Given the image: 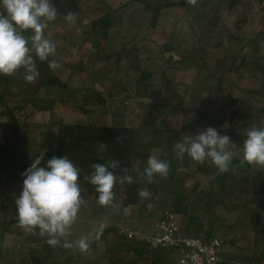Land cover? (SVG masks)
Instances as JSON below:
<instances>
[{"label": "rangeland", "instance_id": "1", "mask_svg": "<svg viewBox=\"0 0 264 264\" xmlns=\"http://www.w3.org/2000/svg\"><path fill=\"white\" fill-rule=\"evenodd\" d=\"M76 1L80 11L75 14L74 23H68L65 17L57 18L45 29V36L57 49L56 57L49 59H59L61 65L54 73L70 88L61 95L58 89H42L38 93L45 101L62 97L68 100L67 104L58 105L53 112L31 114V108L23 112L29 115V121L22 128L25 146L21 144V151L30 159L37 154L54 153L61 123L136 128L141 131L143 143L152 146L146 156L144 153L133 162L132 180L149 185L147 191L151 197L147 201L153 204L147 211L130 206L125 213L120 203L107 207L86 202L67 239L71 242L84 238L91 244L99 238L101 230L113 225L145 230L149 224L163 220L165 213L171 211L177 194L184 196L180 208L188 209L191 201L204 207L210 191L220 190L219 173L201 172V169L212 170L214 165L210 161L199 163L184 155L175 163L177 142L170 141L169 145L171 137L180 141L185 136L194 138L208 127L216 129L220 135H239L240 142L232 141L229 149L233 154L232 164L237 160L247 163L243 162L241 151L246 132L253 126L264 127V0H187L184 7L165 9L159 16L139 3L130 5L134 0ZM158 1L159 5H165L182 0ZM213 14L217 19H204ZM105 15L111 16L113 28L103 52L98 37H93L91 32L97 19ZM148 73L151 77L142 82V74ZM6 77L20 80L18 73ZM95 87L102 91L104 105L91 103L94 97L91 90ZM5 121L6 118L0 116V122ZM152 132H158L155 144L147 134ZM140 153L143 150L137 155L141 156ZM9 156L0 158V203L10 207L9 218H16L15 199L23 185L9 182L5 166ZM149 156L166 161L169 169L172 162L176 164L172 168L174 182L169 184L168 173L156 175L152 183L147 182L142 173ZM262 168L253 165L250 174L227 177L228 196L220 204H227L226 210L230 209L228 205L236 207L233 210L236 222L249 218L254 221L253 212L260 206L261 199L262 203L264 201L249 195L253 191L251 186L247 194L244 193L246 180L241 181L243 177L251 181ZM230 170L236 172L235 166ZM214 210L216 212L217 206ZM203 211V222L215 221L216 213L209 217L204 208ZM197 213L202 216L200 209ZM2 222L0 208V227ZM11 230L0 240V264H32L31 252L43 247L38 230L27 231L18 225ZM120 243L121 240L113 236L102 252L88 255L84 261L103 264L101 258L105 257V263L110 264L116 257L122 260L121 264H145L138 259L140 250L120 257ZM51 257L48 264L67 261L63 257Z\"/></svg>", "mask_w": 264, "mask_h": 264}, {"label": "trees", "instance_id": "2", "mask_svg": "<svg viewBox=\"0 0 264 264\" xmlns=\"http://www.w3.org/2000/svg\"><path fill=\"white\" fill-rule=\"evenodd\" d=\"M52 3L57 9V18L59 19L65 17L69 11L73 12L74 14H77L80 11L76 0H52ZM136 3L143 5L146 10H153L155 16H159L165 9L184 7L187 3V0H182L179 3L166 2L165 5H159L158 0H134L129 4L132 5ZM129 4L127 6H130ZM196 17L197 12L193 14L195 23ZM210 18L214 20L217 19V16L216 14H213L204 19L209 21ZM112 28L113 23L110 15H105L104 17L97 19L93 25L91 34L93 37H98L99 45L103 52L106 51V41ZM212 34L214 33L212 32ZM36 65L40 75L34 83H26L23 80L22 73H18L20 80L11 79L6 76H0V116L6 118L5 122H0V158L10 155L5 165L9 173V182L15 185H23L24 173L26 169L30 167L32 160L36 159L40 155H44L45 160L51 159L53 157L60 158L66 156L74 163L77 168L81 170V179L79 183L82 199L84 201L82 206L89 201L98 204V193H96L95 188L88 182L87 179V177L93 171L92 165L95 163L107 164L109 161H119V167L114 170L115 174L118 176L127 174L132 177L133 162L144 156V153L146 156V152L152 146L143 143L140 138L141 131L136 128L97 126L93 123L87 125L61 123L59 125L58 140L55 152L37 154L33 159H30L25 151H21V144L23 147L25 146V140L22 139V128L27 125V122L29 121V115L27 113L24 114L23 112H25L26 109L31 108V114L41 112L47 113L55 111V109L60 104L66 106L67 103L63 100L64 98L62 99V97L61 99L57 98L54 100L45 101L44 99L38 97V93L42 89H58L59 94L61 95L68 89V85L63 83L55 75L54 71L49 69L47 62H40L37 60ZM238 70L239 69L237 68L235 72ZM150 77L151 73L142 74L140 80L142 82H146ZM96 99V97L93 98L91 103L95 105L105 104L104 101H98V104ZM83 112L87 113V111ZM22 115H25L24 119L21 118ZM147 134L151 135L152 144H155L156 140L159 139V137H157L158 132ZM230 138L232 141H236L238 143L240 142L239 135H233L230 136ZM168 140L169 145L172 144V141L175 143L180 141L176 137H171ZM98 144H103L105 146V150L103 152L99 151ZM141 150H143V153H140L141 156L137 155V152ZM163 155L165 156L166 152H163L162 156ZM180 159L181 158L177 155L175 163ZM2 162L3 161H1V164H3ZM175 163L172 162L171 169L168 171V176L171 179L168 181L169 184L174 182L172 168L174 165H176ZM232 166H235L236 172L230 170ZM252 167L253 165L242 163L241 161L237 160L230 166L229 170L224 173H220L215 166L212 168V170L201 169V172L206 175H217L219 173L217 182L220 184V190L214 193L210 191L204 202L206 216L210 217L212 213L214 215V208L221 202H224V197L228 196V193L226 192V181L228 175H233V177H235L239 173L244 174L247 172L246 174H250ZM123 170H126V173ZM1 176L2 174L0 172V181L2 180ZM242 180H246V187L243 186L242 188L244 193L247 194V189L249 186H251L253 191L252 193H249V195H262L264 189V167L251 181H249L248 177H243L241 181ZM148 187L149 185L146 183H139L133 180L131 184L126 183L123 186L116 185L114 188V203L113 205L107 207H113L120 203L122 212H125L124 209H127L130 206L140 207L147 211L149 209L148 205L153 204V201H147L148 199L141 200L138 196V192L142 189L148 190ZM229 195L231 196L232 193L229 192ZM183 198L184 196L182 194L176 195V199L173 204V210L175 213L179 212V204L183 202ZM152 199L155 200L154 198ZM188 206H190V204ZM0 208L3 211V222L1 226L2 229L0 231L1 240L5 234L12 232V226L18 225V217L16 214V218H9L10 207L5 203H0ZM191 213L188 212L186 214L188 217L186 237H204L207 239L214 238L211 235V229L207 231L204 230V226L201 223L199 217ZM261 217L262 214L259 210H257L255 213V219L258 226H261ZM122 229V226L113 225L108 229L101 230L99 238L93 243L89 244V249L87 252H81L77 248L64 249L62 246L52 247L46 243V238L42 237V241L39 242L43 244V247L41 249H34L31 252V255L33 256L32 264H48L52 258L51 255H54L57 258H66L67 261L64 262V264H86L84 258L88 255L97 253L99 250L102 252V250L106 247V244L113 236L121 240L118 249L120 257H124L123 255L126 252L138 251V247L134 246V244L127 243L125 239L121 237L120 232ZM110 261V264L123 263L122 260L116 259V257H113V259Z\"/></svg>", "mask_w": 264, "mask_h": 264}, {"label": "clouds", "instance_id": "3", "mask_svg": "<svg viewBox=\"0 0 264 264\" xmlns=\"http://www.w3.org/2000/svg\"><path fill=\"white\" fill-rule=\"evenodd\" d=\"M57 16L52 0H0V76L22 73L26 83H34L40 75L37 60L47 62L52 71L60 68L56 59H49L56 57L57 49L55 43L45 36V29ZM65 20L74 23L76 15L69 11ZM231 145L229 136L220 135L216 129L208 127L194 138L183 137L175 147L178 157L183 158L186 154L199 163L210 161L220 173H224L233 162ZM98 149L103 152L105 146L98 144ZM241 151L243 162L264 167V127L253 126L247 130ZM146 163L142 175L148 183H152L156 175H167L169 166L166 161L149 156ZM118 167L119 161L92 165L93 171L87 179L98 193L100 206L113 205L116 185L132 183L130 175L115 174ZM80 179L81 170L66 156L45 160V156L40 155L32 160L24 173L22 190L15 199L18 226L27 231L38 230L49 246L87 252V239L71 242L67 239L84 203ZM138 196L141 200L150 199L151 193L142 189ZM124 211L126 213L127 209Z\"/></svg>", "mask_w": 264, "mask_h": 264}, {"label": "crops", "instance_id": "4", "mask_svg": "<svg viewBox=\"0 0 264 264\" xmlns=\"http://www.w3.org/2000/svg\"><path fill=\"white\" fill-rule=\"evenodd\" d=\"M68 88L70 87L68 86ZM91 93L92 95H94L93 98L95 97L97 98L96 101H105V99H102L103 96L102 91L97 90L96 87L93 90H91ZM63 100L68 101L65 98ZM256 197L263 198L264 200V189H263V195ZM193 203L192 201L189 203L190 206H188V209L179 208L178 213H175L172 205L170 208L171 211L165 213L166 215L165 218H163V220L169 217H173L177 227L179 228L181 237L186 236V231L188 227V217L186 216V214L188 212L189 213L192 212L191 214H194L196 216L198 215L201 223L204 226L203 227L204 230L207 231L211 229L212 237L218 238L223 242L222 264H264V201L262 203V199L260 206L256 207L255 211L253 212L256 213V211L259 210L260 213L262 214V217L260 218L262 220L261 226H258L256 219H254L253 221L252 218H249L248 221L244 220L243 222H236L235 219L233 218L234 217L233 215H235L234 214L235 212H233V210H235L236 207L228 205L229 206L228 208L230 209L226 210L224 208L227 207L226 206L227 204L226 205L219 204L215 212L216 213L215 221L213 219L211 222L209 221V223L207 224L203 222L205 220L203 219L204 207H200L198 206L199 204L197 205ZM199 209L200 212L202 211V213H200L202 216H200L197 213ZM159 221L162 220H158L152 224H149L148 225L149 227H147L145 230L142 229L141 230L147 234L155 233L154 227L155 224ZM147 230H149L150 232ZM259 233L262 234V236ZM259 235L261 237L260 241H258ZM134 246L138 247V249L141 252L142 257H138V259H141V261L143 260L145 264H178V255L175 252L172 251L160 252V251L150 250L149 248L140 245L139 246L134 245ZM101 260L103 261V264H106L105 257H102ZM137 264L140 263L137 262Z\"/></svg>", "mask_w": 264, "mask_h": 264}, {"label": "built area", "instance_id": "5", "mask_svg": "<svg viewBox=\"0 0 264 264\" xmlns=\"http://www.w3.org/2000/svg\"><path fill=\"white\" fill-rule=\"evenodd\" d=\"M155 233L123 228L122 238L129 244L140 245L150 250H168L178 255V264H222L223 242L218 238L186 237L180 235L173 217L159 221Z\"/></svg>", "mask_w": 264, "mask_h": 264}]
</instances>
